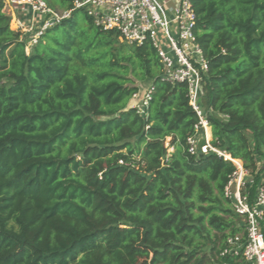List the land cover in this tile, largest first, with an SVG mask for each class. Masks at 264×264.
<instances>
[{
    "label": "trees",
    "instance_id": "1",
    "mask_svg": "<svg viewBox=\"0 0 264 264\" xmlns=\"http://www.w3.org/2000/svg\"><path fill=\"white\" fill-rule=\"evenodd\" d=\"M28 51L0 0V264H233L235 166L191 155L197 117L156 50L102 32L73 0ZM212 147L264 183V0H189ZM13 25V27H11ZM152 91L132 107L138 83Z\"/></svg>",
    "mask_w": 264,
    "mask_h": 264
},
{
    "label": "built area",
    "instance_id": "2",
    "mask_svg": "<svg viewBox=\"0 0 264 264\" xmlns=\"http://www.w3.org/2000/svg\"><path fill=\"white\" fill-rule=\"evenodd\" d=\"M2 1L15 28L28 36L27 51L49 28L70 14V11H52L41 0ZM73 10L91 18L100 31L114 32L128 46L150 44L162 66L163 80L186 86L188 104L197 117L194 134L187 139L188 152L191 155L213 152L235 166L224 195L239 219L242 232L226 240L221 256L230 257L233 264H264V183L252 190V176L242 168L241 162L210 144L208 112L202 100L207 64L193 34L195 15L189 0H73ZM19 11L30 16L27 24L16 18ZM151 91L150 86L138 101L137 94L133 96L132 107L140 114Z\"/></svg>",
    "mask_w": 264,
    "mask_h": 264
},
{
    "label": "crops",
    "instance_id": "3",
    "mask_svg": "<svg viewBox=\"0 0 264 264\" xmlns=\"http://www.w3.org/2000/svg\"><path fill=\"white\" fill-rule=\"evenodd\" d=\"M17 15H18V19H19L22 23H24V24H27V22L30 21V16L25 15V14H23V13L20 12V11L17 13ZM150 86H151V83H150V82L138 83L139 92H138V94H137V101L140 100V99L142 98V96H143L144 93H145V90H146L148 87H150ZM134 101H135V100H132L131 105L134 104ZM209 132H210V137H211V131L209 130Z\"/></svg>",
    "mask_w": 264,
    "mask_h": 264
},
{
    "label": "rangeland",
    "instance_id": "4",
    "mask_svg": "<svg viewBox=\"0 0 264 264\" xmlns=\"http://www.w3.org/2000/svg\"><path fill=\"white\" fill-rule=\"evenodd\" d=\"M17 13H18V12H17ZM80 15H81V16H83V12H81V14H80ZM16 18H18V15L16 16ZM35 23H38V22H37V21H35ZM23 24H24V23H23ZM11 27H13V25H11ZM147 89H148V88H147ZM147 89H146V90H147ZM146 90H145V91H146Z\"/></svg>",
    "mask_w": 264,
    "mask_h": 264
},
{
    "label": "water",
    "instance_id": "5",
    "mask_svg": "<svg viewBox=\"0 0 264 264\" xmlns=\"http://www.w3.org/2000/svg\"><path fill=\"white\" fill-rule=\"evenodd\" d=\"M201 144H202V142L200 141V142L198 143V149L201 147Z\"/></svg>",
    "mask_w": 264,
    "mask_h": 264
}]
</instances>
